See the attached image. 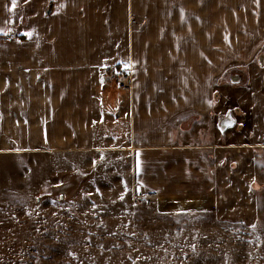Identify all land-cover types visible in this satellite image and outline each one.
I'll use <instances>...</instances> for the list:
<instances>
[{"label":"crops","instance_id":"crops-1","mask_svg":"<svg viewBox=\"0 0 264 264\" xmlns=\"http://www.w3.org/2000/svg\"><path fill=\"white\" fill-rule=\"evenodd\" d=\"M3 13L0 158L128 164L135 193L264 226V0H4Z\"/></svg>","mask_w":264,"mask_h":264},{"label":"rangeland","instance_id":"rangeland-1","mask_svg":"<svg viewBox=\"0 0 264 264\" xmlns=\"http://www.w3.org/2000/svg\"><path fill=\"white\" fill-rule=\"evenodd\" d=\"M11 154L0 158V264H264V226L222 220L187 196L136 200L128 164L91 171L83 153L76 164Z\"/></svg>","mask_w":264,"mask_h":264},{"label":"built area","instance_id":"built-area-1","mask_svg":"<svg viewBox=\"0 0 264 264\" xmlns=\"http://www.w3.org/2000/svg\"><path fill=\"white\" fill-rule=\"evenodd\" d=\"M109 75V76H108ZM108 81L116 85L118 89H127L131 86V71L128 67L125 66H119L110 68V72L107 74ZM230 120L228 121L229 125H233L235 123L234 119L231 117H228ZM221 125V124H220ZM221 130H223L225 127H220ZM141 198H144L146 202L149 204L152 202L153 198L149 194H142L138 193V196L136 197V200H139Z\"/></svg>","mask_w":264,"mask_h":264},{"label":"snow or ice","instance_id":"snow-or-ice-1","mask_svg":"<svg viewBox=\"0 0 264 264\" xmlns=\"http://www.w3.org/2000/svg\"><path fill=\"white\" fill-rule=\"evenodd\" d=\"M14 2H15V0H14Z\"/></svg>","mask_w":264,"mask_h":264}]
</instances>
